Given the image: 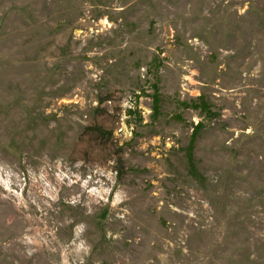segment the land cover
Listing matches in <instances>:
<instances>
[{
	"label": "rangeland",
	"instance_id": "obj_1",
	"mask_svg": "<svg viewBox=\"0 0 264 264\" xmlns=\"http://www.w3.org/2000/svg\"><path fill=\"white\" fill-rule=\"evenodd\" d=\"M0 264H264V0H0Z\"/></svg>",
	"mask_w": 264,
	"mask_h": 264
}]
</instances>
